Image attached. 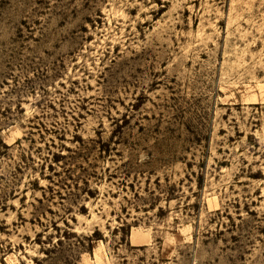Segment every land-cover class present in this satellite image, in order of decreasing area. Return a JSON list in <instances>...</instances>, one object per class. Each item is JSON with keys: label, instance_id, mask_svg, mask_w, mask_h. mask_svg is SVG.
<instances>
[{"label": "rangeland", "instance_id": "374dc122", "mask_svg": "<svg viewBox=\"0 0 264 264\" xmlns=\"http://www.w3.org/2000/svg\"><path fill=\"white\" fill-rule=\"evenodd\" d=\"M0 264H264V0H0Z\"/></svg>", "mask_w": 264, "mask_h": 264}]
</instances>
